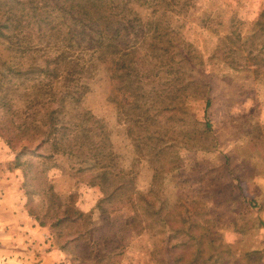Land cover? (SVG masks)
Returning a JSON list of instances; mask_svg holds the SVG:
<instances>
[{
	"label": "rangeland",
	"instance_id": "1",
	"mask_svg": "<svg viewBox=\"0 0 264 264\" xmlns=\"http://www.w3.org/2000/svg\"><path fill=\"white\" fill-rule=\"evenodd\" d=\"M121 4L124 45L103 58L47 64L32 17L1 30L0 127L25 123L14 145L0 129V264H264V0ZM68 84L85 87L66 107L90 116L95 171L78 170L86 144L21 132ZM105 167L112 196L91 178ZM67 207L77 222L53 227Z\"/></svg>",
	"mask_w": 264,
	"mask_h": 264
},
{
	"label": "trees",
	"instance_id": "2",
	"mask_svg": "<svg viewBox=\"0 0 264 264\" xmlns=\"http://www.w3.org/2000/svg\"><path fill=\"white\" fill-rule=\"evenodd\" d=\"M122 1L123 0H0V17L4 18L3 21L0 18V36L9 38V43L13 44L11 42L12 36L4 35L1 33V30L10 29L14 21L19 24L21 19L32 17L36 23V27L32 26V29L36 30L38 34L37 41L33 47L48 49L52 45L56 51L53 59L47 64H52L54 62L55 65H61L62 62H65L68 58L67 51L69 52L74 49L90 51L92 54L99 49L102 53L99 57L103 58L105 56L104 54L107 52L115 53L119 47L124 45H122V41L119 39L121 27L119 25L120 20L117 19L119 12H125L121 4ZM19 5H21L20 8ZM25 9H27L28 12L24 11ZM27 23L30 25L28 21ZM165 29L166 28L162 29V32L165 31ZM159 31L161 32V30ZM51 38H53V40ZM126 46L128 45H125V47ZM23 47L24 50H29L25 49L26 44H23ZM110 60H112V58ZM71 72V69H67L68 74H71ZM57 74L58 73L55 75L57 76ZM39 81L40 83H46L43 80ZM74 85L68 84L63 91H58V94H60V96H58L59 99L56 98L57 93H55V91L52 92L51 97L48 99H39L38 97L32 99L29 108H33L34 104L40 103V107L38 108L40 115L38 117L39 119H36L38 113L33 110L31 117L34 121L42 120V124L35 125V123H33V133H27V130L31 129V125H25L21 132L25 135L28 134L27 136L30 137V142L37 138L36 141H40L38 147L47 143L52 135L59 132H61V141L66 138L69 147L83 146L86 144L89 156L83 158L82 155H80L81 165V163H86L89 158L98 160L96 150L99 148L101 142L92 137V131L90 132L91 128L88 127V121L86 120V118L90 117L88 112L79 111V109L75 107L70 109L66 107L67 98L72 99L70 102L75 104L77 102L75 95L79 94V88H85L78 84ZM40 86L43 85H36L38 94ZM209 103L210 100L207 98L205 107H208ZM7 110L9 109L7 108ZM70 110L73 111L70 112ZM68 113L69 118L64 120L65 115L68 116ZM69 122L70 124L68 126ZM23 123H25V121ZM23 123L16 125L12 116L4 120V125L0 127V129L4 131V133H7L3 136L7 138L11 144L14 145L18 142L16 136L10 137L11 134L14 135L12 129L20 128ZM206 125L208 127V123H206ZM42 126H44L45 129L39 128ZM73 131H80L81 133L79 136L71 139L70 133ZM63 145L65 144L63 143ZM66 146L67 145H65V147ZM65 147H63V149H65ZM37 155L42 156L39 153ZM84 168L95 171L97 164L95 162H90L89 165L83 164L78 170H83ZM105 168L106 169L102 171H96V175L92 172L93 175L91 178L94 179L99 177L101 182L96 180L94 182L103 185L102 189L105 196L109 194L112 196L118 187H111V185L107 184L110 171H107V167ZM62 213L63 214L54 219L52 223L53 227H57L64 222H77L76 218H70V214L75 213L71 207H67ZM77 213L80 216L83 215L81 211H77ZM41 224L44 225V223ZM80 235H82V233H79V236ZM79 236L71 235L68 237L62 244L63 248H65L67 243L76 240ZM210 243L213 244V242ZM221 249L228 254L231 251L229 247H225L224 249L221 247Z\"/></svg>",
	"mask_w": 264,
	"mask_h": 264
}]
</instances>
